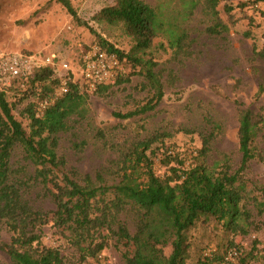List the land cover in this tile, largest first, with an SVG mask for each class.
<instances>
[{"label":"rangeland","instance_id":"obj_1","mask_svg":"<svg viewBox=\"0 0 264 264\" xmlns=\"http://www.w3.org/2000/svg\"><path fill=\"white\" fill-rule=\"evenodd\" d=\"M69 1L76 16L56 0H0V53L53 52L71 64L82 90L79 64L84 50L101 46V39L127 52L133 41L121 24L93 18L99 9L115 0ZM144 1L151 5L159 2ZM202 1L185 22L190 38L187 55L173 52L162 35L154 37L143 54L156 63L153 70L162 82L163 97L153 110L129 118L115 115L140 107L151 96L139 66L128 67L129 73L124 75L127 78L121 83L89 93L85 117L70 120L68 129L58 133L55 152L64 159L63 163L54 166L34 154L30 145L15 143L9 157L11 177L24 179L20 190L34 209H55L50 191L55 192L56 187L51 177L64 186L68 176L83 186L97 187L95 193L100 187L114 185L119 179L117 166L122 153L151 137L154 141L146 152L152 151L156 175L169 174L170 167L181 165L182 161L181 166L186 168L201 160L197 150L204 138H208L209 146L204 158L207 164H216L217 169L226 165L230 171L237 169L241 158L237 133L239 108L246 106L254 111L261 108L264 113V90L257 94L259 87H264V1L219 0L218 17L227 25V31L220 35L206 32L212 21L204 12ZM40 94L39 84L28 85L26 92L5 91V99L26 135L30 121L25 108L40 103ZM53 94L59 95L58 88ZM159 147L172 152L175 158L163 154ZM253 148L257 157L250 160L242 179L236 182L243 190V206L250 214L246 231L230 232L211 218L197 221L188 231L186 264H197L208 246L218 253L236 248L245 256L246 264H264V160L258 156H264V130L257 134ZM27 153L30 159L26 158ZM40 170L47 173L45 181L41 180ZM85 176L89 182L84 180ZM66 199L69 206L80 205L76 197L69 195ZM121 215L133 233L132 217L127 212ZM58 219L49 214V220L38 229L39 242L58 247L64 264H88L93 256H81L76 246L78 237L66 226L57 225ZM102 233L105 235L107 231ZM12 234L0 223L2 264H10L5 244L10 243ZM88 242L80 240L79 248L85 249ZM104 245L99 254L110 264H123V252L131 255L134 249L126 238L108 234L104 236ZM164 252H170L169 245Z\"/></svg>","mask_w":264,"mask_h":264},{"label":"trees","instance_id":"obj_2","mask_svg":"<svg viewBox=\"0 0 264 264\" xmlns=\"http://www.w3.org/2000/svg\"><path fill=\"white\" fill-rule=\"evenodd\" d=\"M56 1L76 16L69 0ZM218 1H202L204 12L212 21L205 29L209 34L220 35L227 31V25L218 17ZM200 3L201 0H159L156 5H151L144 0H115L93 15L98 22L121 24L125 33L132 38L133 44L127 52L100 39L101 47L116 52L127 67L139 66V72L146 79L145 84L151 92L146 103L125 113H115L116 116L129 118L153 110L160 102L163 89L158 72L153 70L156 63L143 54L151 46L153 38L162 35L173 52L187 55L190 38L185 22ZM83 24L88 26L87 23ZM52 71L50 68L38 69L27 78H15L10 85L0 86V223H4L13 233L10 243L5 244L10 264H64L58 247L39 242L38 229L49 220L50 213L59 218L57 225L71 229L79 241L89 240L83 250L76 241L83 258L87 255L96 257L105 246L104 236L107 234L126 238L134 249L131 255L123 252V264H186L190 247L188 231L199 220L211 218L230 232L246 231L250 214L243 206L244 193L236 182L242 179L241 174L250 160L257 157L253 142L257 134L264 130L261 108L254 111L246 106L238 111L237 133L241 158L234 171H230L228 165L217 169L216 164L210 165L204 161L209 150L208 138H204L201 148L197 150L201 160L186 168L181 166L183 161H180L181 165L170 167L169 174L163 177L156 175L152 169V151L146 152L154 141L151 137L136 142L122 153L117 166L119 179L114 185L100 187L101 190L95 193L97 187L83 186L68 176L64 186L51 177L56 187L55 192L50 191L55 209H34L21 193L20 185L24 179L11 177L9 157L13 146L16 142L28 144L34 154L54 166L63 163L64 159L55 152L58 133L68 129L70 120L85 117L89 93L102 92L110 86L101 85L88 91L85 86L81 90L76 82H71L66 93L54 96L59 80ZM128 73L129 70L124 71L115 83L125 80L127 77L124 78V75ZM36 84L42 87L39 100L46 99L47 103L41 109L39 103L29 104L25 108L30 121L29 134L26 135L5 99V91L26 92L28 85ZM263 90L264 87L260 86L257 94ZM162 152L175 158V155L171 156L172 152L167 153L163 149ZM25 156L30 159L28 153ZM258 156L264 160L263 155ZM40 172L41 180L45 181L47 173L45 170ZM84 180L89 182V177L85 176ZM69 195L78 198L80 205L69 206L66 199ZM124 212L134 221L133 233L121 215ZM103 230L107 231L105 235ZM168 245L170 252L166 254L164 248ZM227 250L218 253L208 246L197 264H217ZM227 264H246L245 256L239 252L236 259Z\"/></svg>","mask_w":264,"mask_h":264},{"label":"built area","instance_id":"obj_3","mask_svg":"<svg viewBox=\"0 0 264 264\" xmlns=\"http://www.w3.org/2000/svg\"><path fill=\"white\" fill-rule=\"evenodd\" d=\"M80 82L88 90L93 91L101 85H111L115 83L118 76L127 71V66L114 51L105 49L100 45L90 46L81 53ZM50 68L53 75L59 80L58 94L66 93L69 84L75 81V70L64 58L53 52H7L0 53V86H8L15 78H27L35 70ZM47 100L39 103V109L43 108ZM236 248L228 249L223 259L217 264H227L234 261L239 255ZM86 264V263H84ZM88 264H110L103 255L97 254L91 258Z\"/></svg>","mask_w":264,"mask_h":264}]
</instances>
